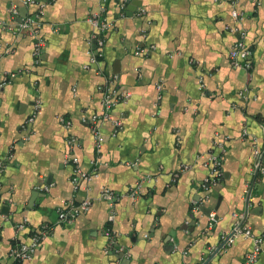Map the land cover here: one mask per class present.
Segmentation results:
<instances>
[{
  "label": "crops",
  "instance_id": "0c3cea01",
  "mask_svg": "<svg viewBox=\"0 0 264 264\" xmlns=\"http://www.w3.org/2000/svg\"><path fill=\"white\" fill-rule=\"evenodd\" d=\"M136 1L142 6L134 16L121 17L110 0L105 56L91 64L90 18L101 0L21 7L25 16L43 5L40 63L33 56L35 38L14 31L10 8L18 0H0V75H17L0 89V264H14L11 249L56 221L59 207L88 198L89 212L57 225L22 264H247L252 239L229 240L236 215L264 237V175L254 180L255 149L264 152V0ZM228 27L246 33L252 70L232 64L239 35ZM114 75L117 87L130 93L113 111L124 126L113 137L112 124L102 123L98 150L84 119L102 114L99 88ZM37 100L40 111L25 127ZM71 137L77 140L72 149ZM218 141L226 150L224 177L204 192L205 162ZM70 153L84 171L97 170L77 190ZM184 166L189 169L173 182ZM138 183L139 196L127 194ZM104 188L125 195L110 225L123 259L106 251ZM199 200L203 205L195 210ZM211 212L217 215L213 227ZM25 219L27 228L19 232ZM254 264H264V245Z\"/></svg>",
  "mask_w": 264,
  "mask_h": 264
},
{
  "label": "built area",
  "instance_id": "2783aa9c",
  "mask_svg": "<svg viewBox=\"0 0 264 264\" xmlns=\"http://www.w3.org/2000/svg\"><path fill=\"white\" fill-rule=\"evenodd\" d=\"M117 8L120 11V16L125 17L128 16V8L135 0H114ZM110 0H101L100 10L98 13L94 14L90 18V23L93 27V33L90 38V42L96 44V47H93L89 51L91 64H98L105 56L104 48L106 44V35L113 27V22L109 20L107 17V6ZM33 5H40L39 0H18L17 4H13L10 8L12 21L15 23L14 31L16 33H25L27 35L35 38V46H34V59L36 63H40L41 57L43 54V49L45 47V41L40 37V30L42 27V12L43 5L40 6L38 12L30 15L22 16L21 7H30ZM142 9L139 14H142ZM232 16L236 21H240L241 15L233 10ZM229 30H234L239 35L238 40L235 42L231 52L230 59L232 64L235 67H241L246 69L247 71L252 70L253 63L251 59V52L248 49L244 37L245 32L240 28H230ZM154 47H150L149 50L138 48L136 51L137 55L146 54L148 51H151ZM86 68H89L87 65ZM15 73H4L0 75V89L11 84L16 78ZM117 76H112L109 82L106 85L101 86L99 89L102 92V114L93 115L90 118L84 119V122L88 123L92 129L94 138L96 140L97 149L100 150L102 146V136L100 126L104 122H109L113 126L112 136L116 137L120 131L123 129V121L121 119L115 118L113 116V111L116 106L127 100L130 97V93L126 91H121L117 87ZM157 90L159 92V100L162 99V85H157ZM41 108L40 100H37L34 104V112L28 118L25 127H29V125L33 124L36 116L38 115ZM264 129V122H263ZM77 143V140L71 137L68 141L69 147L72 149ZM219 149L220 153H215V151ZM226 150L224 148V144L222 142H216L214 150L208 155V158L205 162V167L208 169V176L200 183V187L204 192H209L211 189L216 187L224 177L223 170V158ZM256 156V170L259 171V175H264V152L258 148L255 149ZM67 162H72L75 165L74 168V176L72 178V184L74 188L77 190L80 188L82 182H90L96 176L97 170H93L91 172L84 171L80 166V161L77 157L73 156L71 153L67 156ZM4 163V162H3ZM1 162V164H3ZM189 166H184L180 169V172L174 173L172 175V181L176 182L179 178L180 174L184 171H187ZM258 175V176H259ZM141 192V184L138 183L131 187L127 194L132 197L139 196ZM251 194V192L249 193ZM125 195L121 193H117L116 191L110 188H104L101 192L100 199L105 201L109 207V225L104 229V236L107 238L108 245L106 251L109 253H113L115 256L123 259L125 257L124 249L117 244L116 234L111 228V224L114 223L116 219V205ZM195 210L201 209L203 205V201L199 200L194 203ZM93 206L92 199H85L80 203H75L73 201L65 203L64 206L59 207L56 210V221L48 222L42 224L40 228L35 230L29 240L18 242L10 251V257L12 258L14 264H22L25 261L32 259L35 253L38 251L43 241L52 233L54 228L57 225H62L65 223H70L76 220L79 216L89 212L91 207ZM243 215H236L237 224L234 229L235 235H243L244 237L252 239L254 246L253 249L248 253L246 257L247 264L256 263L260 256L263 253V245H264V237L258 236L254 234L253 229L250 226H247L242 223ZM217 222L216 213L209 214V225L213 227ZM28 221L25 219L24 222L17 225V230L23 231L27 228ZM234 235V236H235ZM129 257V256H128ZM121 261V260H120Z\"/></svg>",
  "mask_w": 264,
  "mask_h": 264
},
{
  "label": "water",
  "instance_id": "95a60500",
  "mask_svg": "<svg viewBox=\"0 0 264 264\" xmlns=\"http://www.w3.org/2000/svg\"><path fill=\"white\" fill-rule=\"evenodd\" d=\"M142 6V3L140 1H133L132 4L129 6L128 8V17H132L134 16V13ZM94 47H96V44H94ZM258 175H259V171L257 170L256 171V174H255V181L256 179L258 178ZM204 210V209H203ZM235 235V232H233V234L230 236L229 240Z\"/></svg>",
  "mask_w": 264,
  "mask_h": 264
}]
</instances>
